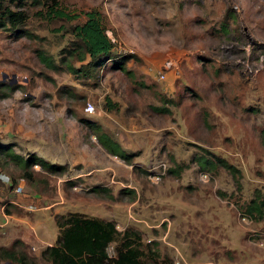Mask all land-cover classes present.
Returning <instances> with one entry per match:
<instances>
[{
  "label": "rangeland",
  "instance_id": "rangeland-1",
  "mask_svg": "<svg viewBox=\"0 0 264 264\" xmlns=\"http://www.w3.org/2000/svg\"><path fill=\"white\" fill-rule=\"evenodd\" d=\"M59 5L79 15L47 19L39 2L0 0V143L61 166L31 163L26 176L0 148V171L24 181L19 193L0 181V247L50 264L41 249L54 241L53 214L78 210L139 229L142 264H264V219L243 212L254 188L264 194V0ZM4 6L22 18L2 19ZM91 7L114 55L71 73L65 62L81 61L61 49L73 37L65 28ZM117 53H131L124 69ZM94 125L132 152L128 161L105 150ZM200 154L237 171L202 168ZM8 261L17 264L0 256Z\"/></svg>",
  "mask_w": 264,
  "mask_h": 264
},
{
  "label": "trees",
  "instance_id": "trees-1",
  "mask_svg": "<svg viewBox=\"0 0 264 264\" xmlns=\"http://www.w3.org/2000/svg\"><path fill=\"white\" fill-rule=\"evenodd\" d=\"M8 1L21 4V0ZM34 1L41 4L39 12L47 19L61 18L69 20L79 15V12H70L61 7L59 0ZM3 11L5 16L2 19H9L12 23L22 18L20 10H12L4 6ZM227 11L226 8L224 16ZM80 12L84 15V19L72 22L68 25V28H65L71 32L73 37L69 40L68 45L63 46L61 49L81 61L78 65H74L70 61L65 62V67L71 73L81 71L90 74L106 58H111L114 55L112 52L113 41L105 31L101 13L97 8L82 9ZM116 55L120 57L119 64L116 65L124 69L123 61L131 53H117ZM38 56L46 64L55 67L51 56L45 55L41 51H38ZM4 85L11 89L15 83L6 82ZM94 128H96V138L106 151L118 155L125 161L129 160L132 152L125 151L117 140L106 132L99 130L97 125H94ZM7 146V144L0 143V148H3L4 154H8L15 162H18L22 167V173L26 176L28 173L25 168L31 163L39 164V166L47 169L61 167L58 163L49 162L43 157L32 153L23 157L14 153ZM196 161L202 168H210L215 163H219L230 171H237L233 164L219 156L210 158L200 154L196 157ZM10 184L12 186V182ZM95 188L97 190H107L98 185ZM128 192H132V190L130 189ZM243 209V212L250 217L264 219V194L259 189L254 188L251 198L245 203ZM53 219L57 227L54 241L46 244L41 249V255L49 260L50 264H142L144 262V249L141 247L140 231L137 228L126 226L118 229L112 219L88 215L78 210L55 212ZM112 241L114 242L113 252L109 254L107 246ZM0 256L15 259L17 264H29V259L24 252L18 254L10 248L0 247Z\"/></svg>",
  "mask_w": 264,
  "mask_h": 264
},
{
  "label": "built area",
  "instance_id": "built-area-1",
  "mask_svg": "<svg viewBox=\"0 0 264 264\" xmlns=\"http://www.w3.org/2000/svg\"><path fill=\"white\" fill-rule=\"evenodd\" d=\"M170 63H171L170 61L166 60L163 64V66L166 67ZM159 76L160 77L163 76V71L159 73ZM84 108L86 111L89 112V111L93 110V105L89 101H86ZM155 177H157V176H155ZM0 181H2V182L8 181L11 183V178H9V176L5 172L0 171ZM23 185H24V181L21 178L19 182L12 184V190L19 193L20 191H22ZM7 218H8V213L5 211V209L2 208V205H1L0 206V225H3L4 223H6Z\"/></svg>",
  "mask_w": 264,
  "mask_h": 264
},
{
  "label": "water",
  "instance_id": "water-1",
  "mask_svg": "<svg viewBox=\"0 0 264 264\" xmlns=\"http://www.w3.org/2000/svg\"><path fill=\"white\" fill-rule=\"evenodd\" d=\"M9 264H13L12 262L8 261Z\"/></svg>",
  "mask_w": 264,
  "mask_h": 264
}]
</instances>
